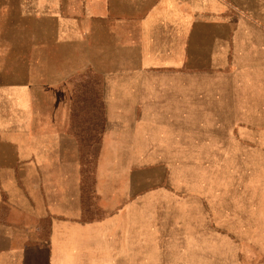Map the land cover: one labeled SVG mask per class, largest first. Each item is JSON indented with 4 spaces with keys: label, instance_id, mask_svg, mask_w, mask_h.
I'll use <instances>...</instances> for the list:
<instances>
[{
    "label": "crops",
    "instance_id": "crops-1",
    "mask_svg": "<svg viewBox=\"0 0 264 264\" xmlns=\"http://www.w3.org/2000/svg\"><path fill=\"white\" fill-rule=\"evenodd\" d=\"M4 2L0 264L242 241L226 207L264 168V0Z\"/></svg>",
    "mask_w": 264,
    "mask_h": 264
},
{
    "label": "rangeland",
    "instance_id": "rangeland-1",
    "mask_svg": "<svg viewBox=\"0 0 264 264\" xmlns=\"http://www.w3.org/2000/svg\"><path fill=\"white\" fill-rule=\"evenodd\" d=\"M4 1L7 2L8 5L12 3L11 0H3V2ZM5 2L4 4L7 6ZM35 36L39 38L42 37L41 33L37 32H35ZM98 117L101 123L104 117L103 112H100V108L98 110ZM100 129L101 127L99 131ZM195 162L201 163V161ZM252 179H256V183L251 187L250 183H252L253 180H249V177L247 180L244 178L242 180V190L244 192L241 202L239 198L234 197L235 192L230 191L231 196L227 197V215L231 214L236 218V230L237 227L241 225L240 228L243 233V240L240 242L237 241L235 244L228 239L227 246H225L224 249V255L217 253L221 251V249L215 245L211 246L209 255L187 257V260H184L181 264H264V168L261 166L256 168L255 179L254 177H252ZM249 188H251V190H249ZM238 219L240 220V224L237 223ZM171 259H173L172 256H163L159 264H178L172 262ZM155 264H157V262Z\"/></svg>",
    "mask_w": 264,
    "mask_h": 264
}]
</instances>
